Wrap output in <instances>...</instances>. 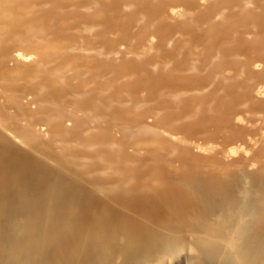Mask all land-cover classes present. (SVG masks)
Instances as JSON below:
<instances>
[{"label": "bare ground", "instance_id": "bare-ground-1", "mask_svg": "<svg viewBox=\"0 0 264 264\" xmlns=\"http://www.w3.org/2000/svg\"><path fill=\"white\" fill-rule=\"evenodd\" d=\"M264 264V0H0V264Z\"/></svg>", "mask_w": 264, "mask_h": 264}, {"label": "rangeland", "instance_id": "rangeland-1", "mask_svg": "<svg viewBox=\"0 0 264 264\" xmlns=\"http://www.w3.org/2000/svg\"><path fill=\"white\" fill-rule=\"evenodd\" d=\"M184 258V252H179V254L176 256V264H187V261Z\"/></svg>", "mask_w": 264, "mask_h": 264}]
</instances>
